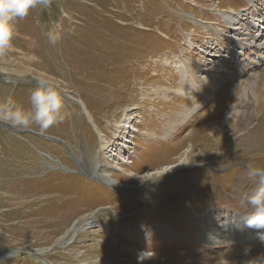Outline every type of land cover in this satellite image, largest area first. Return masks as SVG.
Instances as JSON below:
<instances>
[{
	"label": "rangeland",
	"instance_id": "374dc122",
	"mask_svg": "<svg viewBox=\"0 0 264 264\" xmlns=\"http://www.w3.org/2000/svg\"><path fill=\"white\" fill-rule=\"evenodd\" d=\"M12 23L0 101L30 110L43 78L60 91L64 119L44 134L0 119V254L11 252L0 264H143L123 245L154 252L153 264H213L228 246L200 224L224 230V214L225 230L249 232L226 254L251 261L245 249L261 251L264 227L247 225L241 197L253 187L247 166L264 168V0H48ZM189 74L190 99L180 91ZM101 137L128 188L91 174ZM186 149L199 166L159 173ZM84 216L91 228L55 243Z\"/></svg>",
	"mask_w": 264,
	"mask_h": 264
},
{
	"label": "bare ground",
	"instance_id": "6f19581e",
	"mask_svg": "<svg viewBox=\"0 0 264 264\" xmlns=\"http://www.w3.org/2000/svg\"><path fill=\"white\" fill-rule=\"evenodd\" d=\"M247 18V17H246ZM246 21V20H244ZM243 26H245V24H243ZM248 26L249 25H246L247 29H248ZM252 31V30H251ZM246 32V31H245ZM247 34V33H246ZM248 36V35H247ZM251 37V35H250ZM215 56H217V54H215ZM213 62H216V61H213ZM40 63V62H38ZM42 63V62H41ZM221 64V63H220ZM44 65V64H42ZM220 67L222 66H216L215 68L212 69V71H218L221 69ZM50 68V67H49ZM52 70V69H51ZM59 71V70H58ZM61 71V70H60ZM222 71V70H221ZM59 73V72H58ZM62 73V72H61ZM207 74V73H206ZM213 74V73H212ZM190 75V76H189ZM186 79L184 81H182V83L180 84V91H182V94L183 96H185L186 98L190 99L191 97V94H194L197 92L196 90V83L193 79V76L192 74H189ZM215 75V74H214ZM209 76V75H208ZM220 76V75H219ZM213 77V78H212ZM211 78L213 79L212 81H214V79H217V78H214V76L211 75ZM208 82V79L206 80ZM214 83V82H213ZM214 85V84H213ZM109 90V89H108ZM240 90V89H239ZM196 91V92H195ZM244 95V92L243 94ZM243 101V100H242ZM249 100L247 99V102L244 104V106H248V104H250V102H248ZM199 103V102H198ZM198 103L195 105V107H197ZM252 103V102H251ZM245 110L247 111V108H245ZM193 111V106H189V107H186V110L182 113V120H184L185 118H187V116L192 113ZM237 113H239V110L237 109H234L231 107L230 111L228 114H233L236 115ZM243 111L242 113H240V115L238 116V121L240 122V124H243L246 123L248 121V114H246L245 116H243ZM248 113V112H247ZM171 130L167 131L165 133L164 136L166 135H171L169 132ZM102 138V137H101ZM107 139L105 138H102L100 140V149H99V153L98 155L96 156V159L95 161L91 164L90 166V169L92 171V175L94 178H96L97 182H100V183H103V184H106V186H110L111 188L113 189H124V188H128V186L124 185V183H122L123 185H120L119 183L121 182H118L116 180L113 179V176L112 174L110 173V167H112V163L107 159V157L105 156V151L107 149ZM116 144H119V142H116ZM114 145V146H115ZM198 146V145H197ZM119 149V148H117ZM191 150H185L183 155L181 157H179V159L173 163H170V164H167L166 166H164L163 168H161V170H159V173H170L172 171H174L175 169H186V168H189V167H193V166H199L200 163H197L199 161L195 160L192 158V156L190 155H187L188 152H190ZM122 160H124V158H122ZM204 161V158H202L201 162ZM218 161V160H217ZM109 167V168H108ZM113 168V167H112ZM132 176V178H145V176L147 175H143L142 177L141 176H137L135 175V173H131L130 174ZM200 180V179H199ZM10 184V183H9ZM195 184V183H194ZM6 185V184H5ZM4 186V185H3ZM16 187V184L14 183H11L9 185V190L12 191L14 190ZM131 188V187H130ZM196 190V189H195ZM193 192V191H192ZM24 193V192H23ZM67 198V197H66ZM150 202V201H149ZM147 202V203H149ZM150 203H153L150 202ZM69 204V203H68ZM159 209H156V210H153L151 212H158ZM152 214V213H151ZM147 215H149L147 213ZM89 216V215H88ZM94 216V215H92ZM91 216V217H92ZM225 218H226V225L224 227V230L226 228H228L232 223H233V220L232 219H229V216L228 214H224ZM227 216V217H226ZM209 218L211 219V215L209 216ZM208 218V219H209ZM221 218V217H220ZM236 218V217H235ZM209 219V220H210ZM231 221V223H230ZM93 222L94 221H91L90 220V217L89 218H86L85 216L83 218H81L80 220H76L75 222H73L72 224H69L66 228H62V232L60 233V235H58L57 237V240L55 241L56 244H58L60 247H63L65 248L67 245H68V241L77 234V232H81V231H85L87 230L88 228H91L92 225H93ZM199 224V223H198ZM202 228L204 229H207L209 230V233L212 235L210 239H206L207 241H212L213 239L215 240L214 242H217V244H224V246H228V250L225 251L224 253L218 255L217 257L215 258H207V259H212V263H220V264H234V263H237V264H264V242L259 244V246L263 247L261 249V251L259 250H255L256 248H252L248 251V249H245L247 250L249 253L246 252V254H244L243 256L245 257H249V256H252V260L251 261H242V260H237V259H231L228 255L230 254V252H233V248L235 246V244H237L239 241L238 240H244L246 239L244 237V232L247 233V235L249 234L248 230H244L241 235L238 234L237 232H232L231 230L228 231L227 230H223V228H220L218 225H216L214 222L210 223L209 221L207 222L206 220V223H201L200 224ZM46 227H49V226H46V225H43V228L46 229ZM198 227V226H197ZM196 227V229H197ZM218 227L220 229H218ZM224 231V234H221L220 232H222V230ZM248 229V228H247ZM42 230V229H41ZM38 231V229L36 231H33L32 233H30V231H27L26 233L29 235V234H40L42 233V231ZM60 230V229H59ZM199 230V229H198ZM93 231V230H92ZM59 232V231H58ZM202 234V236H204V234L200 231H196V234ZM71 236L68 241L66 240L67 237ZM171 236L172 237H175V233L173 231H171ZM171 237V238H172ZM244 238V239H243ZM250 238V236H249ZM264 238V237H263ZM170 239V237H169ZM168 239V240H169ZM105 245H109L110 248L116 244V240L115 239H107V240H104L103 241ZM242 243V242H240ZM70 246V245H69ZM137 248H132L130 245H123V246H120L119 247V250L122 252V254L126 255V256H131V255H135L138 256V258L140 259V262H142L143 264H149L150 262L152 263L151 260H156V255L154 252L153 253H147L143 250H136ZM242 252H244V250H242ZM228 253V255L226 254ZM11 254V252H7V253H4V254H0V260L2 259H6L9 255ZM249 254H252V255H249ZM227 255V256H226ZM152 258V259H151ZM106 259V258H104ZM78 261H82V259H77ZM96 260H102V257L101 258H97ZM138 260V259H137ZM202 261H207L205 258L202 260ZM203 263V262H202ZM108 264H112V261H109ZM134 264V263H133ZM153 264V263H152ZM159 264V262H158Z\"/></svg>",
	"mask_w": 264,
	"mask_h": 264
},
{
	"label": "clouds",
	"instance_id": "9594fccd",
	"mask_svg": "<svg viewBox=\"0 0 264 264\" xmlns=\"http://www.w3.org/2000/svg\"><path fill=\"white\" fill-rule=\"evenodd\" d=\"M37 4L48 5V0H0V53L9 46L14 32L13 20L23 18ZM55 41V37L52 38ZM30 93L31 109L25 110L12 97L0 101V119L14 126H39L44 134L51 126L64 119L63 98L57 86L43 78H36ZM247 177L253 183L251 190L241 197V204L249 209L245 216L248 226L264 227V168L247 166Z\"/></svg>",
	"mask_w": 264,
	"mask_h": 264
}]
</instances>
